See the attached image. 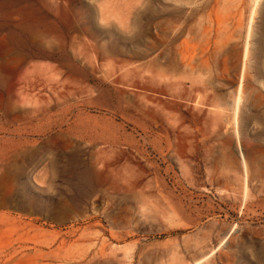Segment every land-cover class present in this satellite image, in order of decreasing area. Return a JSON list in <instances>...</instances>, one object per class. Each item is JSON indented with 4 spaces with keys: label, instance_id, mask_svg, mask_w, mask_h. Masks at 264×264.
Here are the masks:
<instances>
[{
    "label": "rangeland",
    "instance_id": "1",
    "mask_svg": "<svg viewBox=\"0 0 264 264\" xmlns=\"http://www.w3.org/2000/svg\"><path fill=\"white\" fill-rule=\"evenodd\" d=\"M263 226L264 0H0V264H264Z\"/></svg>",
    "mask_w": 264,
    "mask_h": 264
},
{
    "label": "crops",
    "instance_id": "2",
    "mask_svg": "<svg viewBox=\"0 0 264 264\" xmlns=\"http://www.w3.org/2000/svg\"><path fill=\"white\" fill-rule=\"evenodd\" d=\"M195 116H197V115H195ZM208 117L211 118V115H209ZM206 126L204 125V127H206ZM191 127H192L191 125H187L188 129H190ZM193 127H195V126H193ZM218 127L220 128L221 125H219ZM216 141L220 142V141H222V138L221 137L220 138H216ZM236 162H237L236 158H233V161L231 162V164H234L236 166V164H237ZM210 179H213V180H225V181H227V180H237L238 176H237L236 173H233V175H232V174H229V173L219 172L218 174H214ZM263 229H264V226H263ZM259 235H260L261 242H264V233L261 232V233H259Z\"/></svg>",
    "mask_w": 264,
    "mask_h": 264
},
{
    "label": "bare ground",
    "instance_id": "3",
    "mask_svg": "<svg viewBox=\"0 0 264 264\" xmlns=\"http://www.w3.org/2000/svg\"><path fill=\"white\" fill-rule=\"evenodd\" d=\"M237 100H238V99H237ZM235 101H236V100H235ZM236 110H237V108H236ZM236 132H237V131H236ZM241 155H242V154H241ZM242 156H243V155H242ZM243 157H244V156H243ZM244 158H245V157H244ZM245 161H246V160L244 159V161H243L242 163H244V164H245Z\"/></svg>",
    "mask_w": 264,
    "mask_h": 264
}]
</instances>
